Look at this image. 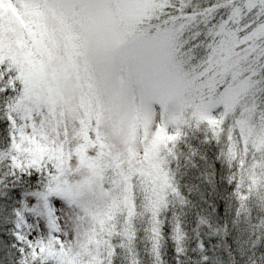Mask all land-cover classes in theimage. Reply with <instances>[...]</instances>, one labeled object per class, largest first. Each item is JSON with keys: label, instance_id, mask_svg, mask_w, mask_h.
Segmentation results:
<instances>
[{"label": "snow or ice", "instance_id": "snow-or-ice-1", "mask_svg": "<svg viewBox=\"0 0 264 264\" xmlns=\"http://www.w3.org/2000/svg\"><path fill=\"white\" fill-rule=\"evenodd\" d=\"M5 209L0 264H264V0H0Z\"/></svg>", "mask_w": 264, "mask_h": 264}, {"label": "trees", "instance_id": "trees-1", "mask_svg": "<svg viewBox=\"0 0 264 264\" xmlns=\"http://www.w3.org/2000/svg\"><path fill=\"white\" fill-rule=\"evenodd\" d=\"M7 214H8L7 209H5L4 212H0V216H2L3 218H4V216L7 215ZM1 224H2V226H0V227H4V223L2 222ZM214 242H215V241H214ZM228 242H229V243H232V238H230ZM236 247H237V245H236V244H233V251L236 250ZM218 254H219V256L222 258V260H223V264H229L230 257L227 255V253L224 251L223 248H221V249L219 250ZM237 258L239 259V257H237Z\"/></svg>", "mask_w": 264, "mask_h": 264}, {"label": "bare ground", "instance_id": "bare-ground-1", "mask_svg": "<svg viewBox=\"0 0 264 264\" xmlns=\"http://www.w3.org/2000/svg\"><path fill=\"white\" fill-rule=\"evenodd\" d=\"M3 222V217L2 216H0V226H2V223Z\"/></svg>", "mask_w": 264, "mask_h": 264}]
</instances>
